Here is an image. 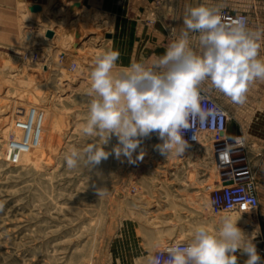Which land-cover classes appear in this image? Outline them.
<instances>
[{"label":"rangeland","instance_id":"rangeland-1","mask_svg":"<svg viewBox=\"0 0 264 264\" xmlns=\"http://www.w3.org/2000/svg\"><path fill=\"white\" fill-rule=\"evenodd\" d=\"M28 2L45 7L35 16ZM28 2L0 0V264H144L156 249L141 241H189L194 226L218 227L223 216L246 220L237 226L264 259V199L258 209L210 210L221 172L208 135L182 156L161 155L153 134L135 164L110 156L91 171L83 160L66 167L68 150L87 142L79 126L96 56L113 49L120 67L151 64L116 40V11L93 0ZM69 25L80 33L73 45L41 32ZM116 143L113 136L105 150Z\"/></svg>","mask_w":264,"mask_h":264},{"label":"clouds","instance_id":"clouds-1","mask_svg":"<svg viewBox=\"0 0 264 264\" xmlns=\"http://www.w3.org/2000/svg\"><path fill=\"white\" fill-rule=\"evenodd\" d=\"M183 26L151 66L120 67V53L113 49L96 56L89 74L88 116L79 126L87 142L64 155L69 170L83 160L91 171L110 156L135 164L145 155L143 140L153 134L161 141L154 146L161 155L182 156L190 146L185 133L217 114L215 107L202 104L203 84L242 105L250 86L264 81V59L259 58L264 33L251 30L244 17L225 24L219 6L199 5L186 10ZM191 33H199V52L190 46ZM113 136L117 143L105 150ZM105 193L97 189L99 197ZM239 218L223 216L215 228L196 225L189 242L149 254L144 264H238L237 252L247 257L245 264H264L255 237L237 226Z\"/></svg>","mask_w":264,"mask_h":264},{"label":"crops","instance_id":"crops-1","mask_svg":"<svg viewBox=\"0 0 264 264\" xmlns=\"http://www.w3.org/2000/svg\"><path fill=\"white\" fill-rule=\"evenodd\" d=\"M93 4L103 10L116 11V40L131 48L134 57H145L151 65L179 35L184 27L186 10L190 7L205 5L246 11L249 16L248 27L264 33V0H93ZM192 34L194 33L190 37ZM260 43L259 58L264 59V36ZM190 46L193 51L199 52V42ZM201 88L228 111V134L244 137L246 162L255 176L258 193L263 200L264 81L257 80L250 86L246 102L242 105L233 103L228 97L211 88L210 83L206 82ZM139 244L140 248L145 249L157 250L161 246L154 239L141 241Z\"/></svg>","mask_w":264,"mask_h":264},{"label":"built area","instance_id":"built-area-1","mask_svg":"<svg viewBox=\"0 0 264 264\" xmlns=\"http://www.w3.org/2000/svg\"><path fill=\"white\" fill-rule=\"evenodd\" d=\"M222 20L225 24L244 17L249 25V16L246 11H233L220 8ZM193 41L199 40V33L190 37ZM202 104L205 107H215V118H209L201 126L197 121L193 130L185 133L189 144L197 143L208 135L213 143V154L220 169L219 186L212 190L210 196V210L214 214L225 212L258 209L260 197L253 173L250 172L244 153L245 139L242 135H229L230 116L212 95L201 88ZM187 243L188 240H170L161 245L155 252L162 251L165 247L175 242ZM166 258V254H165Z\"/></svg>","mask_w":264,"mask_h":264},{"label":"bare ground","instance_id":"bare-ground-1","mask_svg":"<svg viewBox=\"0 0 264 264\" xmlns=\"http://www.w3.org/2000/svg\"><path fill=\"white\" fill-rule=\"evenodd\" d=\"M28 2V0H26ZM27 7L29 9L30 12H33V15L35 16H38L39 14V11H41L42 8H44L45 6H43V4H33V3H27ZM34 16V17H35ZM48 25V24H47ZM49 29H52L54 31V36L51 37V39L53 41H57L58 44L59 42L61 43V45H66L68 46V44H71L73 45L76 41H78L79 39V36L77 34V32L73 29L72 26H60V28H55V27H51V26H46L45 28H43V30L41 31L42 33L43 32H46L47 30ZM38 34V33H37ZM48 39V38H47ZM37 40V39H36ZM42 42V41H41ZM40 42V43H41ZM58 47V46H57ZM61 50V48H60ZM63 50V49H62ZM71 50V49H70ZM67 51V50H66ZM44 52V51H43ZM65 53V52H64ZM66 54V53H65ZM68 54V53H67ZM74 54V53H73ZM69 55V54H68ZM67 55V56H68ZM66 56V57H67ZM55 57V56H54ZM69 57V56H68ZM72 57V56H71ZM71 63V62H70ZM69 63V64H70ZM72 64V63H71ZM65 65V64H64ZM63 66V65H62ZM61 69V68H60ZM67 69V68H66ZM202 139V138H201ZM215 160V159H214ZM233 214V213H232ZM236 216V215H235ZM232 217V216H231ZM236 218H239V217H233V219H236ZM247 219V218H246ZM239 221H246L245 219H242V217L239 218L238 222ZM243 222V223H244ZM180 240V239H178Z\"/></svg>","mask_w":264,"mask_h":264},{"label":"water","instance_id":"water-1","mask_svg":"<svg viewBox=\"0 0 264 264\" xmlns=\"http://www.w3.org/2000/svg\"><path fill=\"white\" fill-rule=\"evenodd\" d=\"M79 34H80V33H79ZM79 34H78V35H79ZM47 36H49V37L54 36V31H53L52 29H49V30L47 31ZM108 36L111 37V34H109Z\"/></svg>","mask_w":264,"mask_h":264}]
</instances>
